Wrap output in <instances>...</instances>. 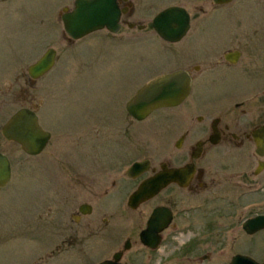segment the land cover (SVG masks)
<instances>
[{
  "label": "rangeland",
  "instance_id": "1",
  "mask_svg": "<svg viewBox=\"0 0 264 264\" xmlns=\"http://www.w3.org/2000/svg\"><path fill=\"white\" fill-rule=\"evenodd\" d=\"M74 1L0 0V129L17 110L30 108L41 128L51 133L45 150L35 157L0 133V152L11 164V179L0 189V264L43 261L47 253L39 247L46 235L38 233L37 219L70 212L73 168L85 171L119 161L127 165L138 155L142 158L143 151L166 148L165 126L156 119L159 111L136 123L134 141L125 142L126 102L146 80L188 69L192 89L179 108L195 109L200 116L264 95V0H235L219 7L211 0H129L131 13L122 20L140 26L166 7L187 10L189 32L173 45L149 29L126 27L116 35L98 31L67 41L60 15L63 8L72 10ZM48 48L56 51L55 66L31 83L27 68ZM233 51L239 53L236 65L224 60ZM253 189L250 212L228 221L234 246L214 250L218 263L243 251L263 262L264 231L250 239V250L240 245L247 240L241 220L264 214V185L262 191Z\"/></svg>",
  "mask_w": 264,
  "mask_h": 264
},
{
  "label": "flooded vegetation",
  "instance_id": "2",
  "mask_svg": "<svg viewBox=\"0 0 264 264\" xmlns=\"http://www.w3.org/2000/svg\"><path fill=\"white\" fill-rule=\"evenodd\" d=\"M117 2L127 10L121 15L120 30H137L134 23L122 20L131 13L129 0ZM197 67H192L196 73ZM181 71L190 76V95L193 77L188 69ZM152 79L138 85L134 94ZM260 96L202 116L187 106L179 108L186 100L176 108L152 111L143 121L161 113L156 119L165 126L168 138L162 152L143 151L142 158L138 155L127 165L119 161L85 171L73 168L70 212L37 219L38 233L46 235L39 249L47 254L36 264H230L236 255L251 258L243 251L218 263L214 250L224 244L228 249L234 246L228 221L250 212L255 186L263 190L264 148L257 151L255 143L264 142V95ZM178 112L184 117L177 118ZM125 118V142L134 141V125L142 121L128 113ZM136 162L141 166L130 171ZM146 181L153 185L152 194L130 206L131 197ZM263 215L241 220L247 236L241 241L243 248L250 250V239L264 231L249 235L243 222ZM225 237L230 239L223 241ZM204 247L208 250L203 253Z\"/></svg>",
  "mask_w": 264,
  "mask_h": 264
},
{
  "label": "water",
  "instance_id": "3",
  "mask_svg": "<svg viewBox=\"0 0 264 264\" xmlns=\"http://www.w3.org/2000/svg\"><path fill=\"white\" fill-rule=\"evenodd\" d=\"M126 1V0H124ZM233 0H211L212 5L229 4ZM126 9H120L117 0H75L73 9L63 8L60 19L64 32L72 40H80L95 31L106 29L115 34L120 30V16ZM147 27L154 30L163 41L168 43L180 42L190 28V15L178 6L167 7L160 11L146 26H138V30ZM56 51L48 49L43 56L30 65L27 73L33 80H37L49 72L55 63ZM237 52L225 55V60L231 64L238 61ZM28 76V77H29ZM189 75L185 71H176L159 76L141 89L127 102L126 110L138 121L146 119L152 111L160 108L180 105L189 94ZM4 140L18 144L28 156L39 155L51 138L50 133L40 128L36 114L22 108L8 119L0 129ZM257 151L264 148V142L256 139ZM140 163L132 167V171L139 169ZM11 178V166L7 156L0 152V188H4ZM154 190L152 183L146 181L130 199L136 204L149 198ZM135 206V205H134ZM243 230L249 234L264 230V217L258 216L246 220ZM230 264H259L253 259L237 255ZM264 264V261L263 263Z\"/></svg>",
  "mask_w": 264,
  "mask_h": 264
}]
</instances>
